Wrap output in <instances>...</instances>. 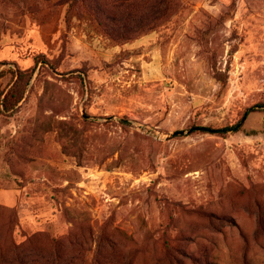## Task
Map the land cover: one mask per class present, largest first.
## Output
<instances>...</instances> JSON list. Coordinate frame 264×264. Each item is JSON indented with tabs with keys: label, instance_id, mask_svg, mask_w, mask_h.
<instances>
[{
	"label": "rangeland",
	"instance_id": "1",
	"mask_svg": "<svg viewBox=\"0 0 264 264\" xmlns=\"http://www.w3.org/2000/svg\"><path fill=\"white\" fill-rule=\"evenodd\" d=\"M17 67L0 264H264V0H0Z\"/></svg>",
	"mask_w": 264,
	"mask_h": 264
},
{
	"label": "trees",
	"instance_id": "2",
	"mask_svg": "<svg viewBox=\"0 0 264 264\" xmlns=\"http://www.w3.org/2000/svg\"><path fill=\"white\" fill-rule=\"evenodd\" d=\"M12 72V81L11 83L3 90L0 91V108L3 109L4 112L13 111L16 109L17 105L24 98L28 82L31 78V74H28V71L22 70L20 68H15L11 70ZM6 70L0 71V78H2L6 74ZM261 106L264 107V102L261 103ZM254 109H249L246 115L252 112ZM243 120L241 119L239 122L232 126H228L224 128V130H232V131H241L243 127ZM212 129V128H207ZM253 135L256 134V130H252L248 132Z\"/></svg>",
	"mask_w": 264,
	"mask_h": 264
},
{
	"label": "water",
	"instance_id": "3",
	"mask_svg": "<svg viewBox=\"0 0 264 264\" xmlns=\"http://www.w3.org/2000/svg\"><path fill=\"white\" fill-rule=\"evenodd\" d=\"M183 133H184V131H178L175 134H183Z\"/></svg>",
	"mask_w": 264,
	"mask_h": 264
}]
</instances>
